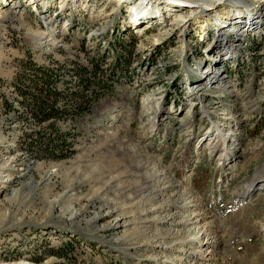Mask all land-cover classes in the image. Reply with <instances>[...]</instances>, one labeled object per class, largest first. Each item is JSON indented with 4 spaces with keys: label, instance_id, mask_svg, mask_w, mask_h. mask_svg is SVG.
<instances>
[{
    "label": "rangeland",
    "instance_id": "1",
    "mask_svg": "<svg viewBox=\"0 0 264 264\" xmlns=\"http://www.w3.org/2000/svg\"><path fill=\"white\" fill-rule=\"evenodd\" d=\"M61 1L0 0V264H264V0Z\"/></svg>",
    "mask_w": 264,
    "mask_h": 264
},
{
    "label": "bare ground",
    "instance_id": "2",
    "mask_svg": "<svg viewBox=\"0 0 264 264\" xmlns=\"http://www.w3.org/2000/svg\"><path fill=\"white\" fill-rule=\"evenodd\" d=\"M29 1H31V0H29ZM64 1H66V0H62L61 2H64ZM72 1L75 2L76 0H72ZM224 1H228V4L233 7L231 11H232V13L234 15H236L233 12L234 10H237V13H239L241 15H244V13H243L244 11H246V10H247V12L249 11V8L247 7L246 3L241 2L239 4V2H238V3L235 4V3L231 2V0H220L219 1L220 3L216 4V6H214L215 4L212 5V6H214V8L216 7V9L218 7H222V3ZM162 2H165V4L161 7V10L164 9V10H167L169 12L170 11L171 12L176 11L177 8L180 7L183 4H186V5L190 6V7H195L196 6L197 9L200 8L199 9L200 11H203V10L205 11V10H210L211 9V0H161V1L160 0H138L137 1V5L135 7V8H137V11L134 12L132 15L133 16L136 15V18L139 19V20L142 19L143 17H151L152 18L154 16L151 15V14H148V16H147V14H146L147 9L148 8H153L154 6H156L157 4H160V3L163 4ZM197 4H199V5H197ZM233 18H234V16H233ZM182 19H183V16L177 18L176 20L178 22H176V23L177 24L180 23V21ZM237 20H240V19L237 18ZM240 21L243 22V26H242V28L240 29L239 32L244 33V32H246L249 29V28H247V29L245 28L246 26H249V23L244 21V20H240ZM8 178H9V176H7V179Z\"/></svg>",
    "mask_w": 264,
    "mask_h": 264
},
{
    "label": "water",
    "instance_id": "3",
    "mask_svg": "<svg viewBox=\"0 0 264 264\" xmlns=\"http://www.w3.org/2000/svg\"><path fill=\"white\" fill-rule=\"evenodd\" d=\"M220 0H211V5H216L219 3ZM0 6H6L5 4H0ZM261 191H264V179L258 180L256 183H253L252 186L249 187L248 189V196L252 197L256 193H259Z\"/></svg>",
    "mask_w": 264,
    "mask_h": 264
}]
</instances>
